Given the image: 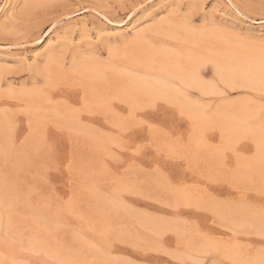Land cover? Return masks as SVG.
<instances>
[{
	"label": "rangeland",
	"instance_id": "obj_1",
	"mask_svg": "<svg viewBox=\"0 0 264 264\" xmlns=\"http://www.w3.org/2000/svg\"><path fill=\"white\" fill-rule=\"evenodd\" d=\"M247 3L260 0H0V264H192L195 246L208 243L205 234L222 248L225 242L237 247L238 255L227 250L237 259H258L256 250L264 245V178L256 166L240 167L254 161L249 155L253 146L242 139L234 146L238 156L228 153L229 183L212 182L225 163L223 152L214 147L220 138L213 122L224 107L233 111L242 102L257 113L261 94L236 89L209 66L203 76L216 86L215 94L182 86L180 107H174L177 131L189 141L191 126L177 111L185 104L210 123L203 145L190 143L189 154H201V164L181 171L172 185L163 177L144 181L135 169L125 174L114 159L119 150L111 146L113 125L133 109L122 101L128 82L118 60L132 53L136 37L144 34L154 49L169 50L183 45L188 35H219L230 48L255 49L264 38V15L244 8ZM39 4L51 7H31ZM241 10L245 15H237ZM129 22L131 32L119 29ZM175 26H181L176 36ZM50 56L70 67L76 62L77 73L105 66L107 72L90 88L102 93L121 86V101L113 100L110 111L91 109L93 114L86 112L80 122L58 103L62 98L79 103L77 91L65 90L49 103L43 97L23 101V95L44 94L43 70ZM142 101L134 110L166 104L153 97ZM38 112L71 128L65 151L71 158L75 146L77 157L74 183L57 177L55 193L30 195L40 182L19 139L27 131L28 114ZM13 124L19 132L15 147L4 138ZM177 180L183 189L173 186Z\"/></svg>",
	"mask_w": 264,
	"mask_h": 264
},
{
	"label": "snow or ice",
	"instance_id": "obj_2",
	"mask_svg": "<svg viewBox=\"0 0 264 264\" xmlns=\"http://www.w3.org/2000/svg\"><path fill=\"white\" fill-rule=\"evenodd\" d=\"M25 7L29 6L25 5ZM31 7L40 9L51 7V5L39 4ZM188 7L199 9L201 5L189 4ZM243 7L259 9L264 15V0H260L259 4L247 3ZM237 15H245V13L241 10L237 12ZM43 34L42 32L41 35ZM260 48L264 52V38L260 41ZM76 68V62L70 67L61 58L50 56L43 70L46 84L42 91L48 96L50 102L52 92L63 94L65 90H74L82 93L79 103L70 104L63 98L58 103L64 104L73 114L83 116L87 112L92 115L87 105V87L82 79L77 83ZM262 81H264V74H262ZM180 116L183 117V112ZM27 121V131L23 139H19L18 125L14 124L5 128L4 138L5 143H10L13 147L19 139L20 146L24 147L29 155L31 166L37 170L39 189L37 193H30V195L41 192L55 193L57 177L66 176L69 183H74L73 166L77 157L75 146H73L71 158L65 151V139L71 140V128L62 120L47 115L46 112L43 114L38 112L35 116L29 113ZM113 127L115 133L111 146L119 150L114 159L120 164L125 174L135 169L143 175L144 181L163 177L168 184L172 185L173 177H178L181 171L192 169L194 165L199 167L202 162L201 154H189L190 142L185 140L183 132L177 131V114L172 105L147 104L142 108L129 111L127 115H121ZM219 131L220 141L214 147L223 152L225 163L223 170L212 182L224 184L229 183L226 173L231 171L227 163L228 153L232 152L238 156V150L233 145L225 147L227 133L224 129ZM243 138L253 146L254 151L250 152V158L259 160L261 177L264 178V91L261 92V105L258 112L244 125ZM125 164L128 167H123ZM117 171L119 173V169ZM173 186L177 190L185 187L179 180ZM261 235L264 238V230ZM205 239L208 240L206 245L195 246L197 254L192 264H264V245L256 250L258 259H237L227 251L230 246L228 242H225L222 248L220 243L214 242V238L206 234ZM180 264H188V261H181Z\"/></svg>",
	"mask_w": 264,
	"mask_h": 264
},
{
	"label": "bare ground",
	"instance_id": "obj_3",
	"mask_svg": "<svg viewBox=\"0 0 264 264\" xmlns=\"http://www.w3.org/2000/svg\"><path fill=\"white\" fill-rule=\"evenodd\" d=\"M180 27L175 26L171 29H173V33L175 34L176 32L174 31L179 30L178 28ZM119 29H123L125 32H131L133 30V22L125 23ZM202 37L188 35L181 39L184 42L183 45L180 44L169 50H163V48L154 49L152 43L146 41L144 34L137 36L132 53L118 60L119 63L124 64L120 68L125 71H120V73L126 77L128 82L126 89L122 90L124 92L122 94L127 99L122 101L127 106H131L133 108L132 110L138 107V105H141L144 102L142 100L148 97H153L154 101L162 100L166 104L176 107L181 103L182 86L193 88L206 96L215 94L217 92L216 86L204 80L203 71H205L204 68L206 66L212 67L216 73L225 77L226 81L236 89H247L257 94H261L264 91V81H262V74H264V67H262V63H264V52H262L260 46L255 47V49H246L242 46L230 48L231 46L219 35L209 36L207 39H205L207 37L205 36L203 38L204 40ZM78 72L79 77L84 80L83 82L87 87V105L89 111L92 112L91 109L94 108L98 111H110L112 101L120 100L118 94L119 87L121 86L116 87L112 91L103 89L102 93L92 92L93 90L90 88L94 86L93 83L96 80L100 79V77L102 78L107 72L105 66L97 67L96 65L89 70L83 71L82 69V71ZM177 82L181 87L176 86ZM58 95L61 96L62 93H51L52 99ZM35 97H43L45 101L50 102L48 96L41 93L36 96L23 95L20 98L24 99L23 101L27 99V102L30 101L31 103ZM240 104L233 111H230L229 106L224 107L222 110L223 113H219L220 118L215 119V122H213L214 118L211 120L215 124L214 130L216 129L218 131L219 138L220 129H224L227 133L225 147L228 145L235 146L238 141L244 139V125L256 114V111H251V107L247 106L246 103L242 102ZM106 105H108V108L104 109ZM183 108V110L178 108L177 111L179 114L183 112V118L191 126L189 142L192 145H203V141H206V134L204 133L206 130L205 127L207 123H210L209 119L202 118L201 113L190 105L185 104ZM69 117L72 121L80 122V115L78 114L70 112ZM253 166H256L255 168L260 170L258 159H254L251 165L240 163V167L248 168ZM234 247V245H230L227 250L233 255H238V249Z\"/></svg>",
	"mask_w": 264,
	"mask_h": 264
}]
</instances>
